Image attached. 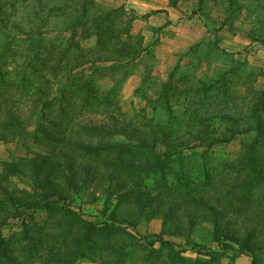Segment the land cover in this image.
<instances>
[{"label":"rangeland","instance_id":"1","mask_svg":"<svg viewBox=\"0 0 264 264\" xmlns=\"http://www.w3.org/2000/svg\"><path fill=\"white\" fill-rule=\"evenodd\" d=\"M71 77L91 80L101 99L104 94L110 99L100 106L92 102L91 113H84L83 101L71 100L69 109L74 105L83 110L76 113L72 131L89 149L118 147L128 162L127 154L133 152L138 167L125 170L132 172L130 177L116 173L109 180L106 175L112 170L103 168L92 178L85 169L91 164L96 168L95 156L80 155L78 181L83 179L84 192L78 196L83 202L71 198L70 181L49 180L48 170L39 168L46 169L48 158L53 171L62 157L50 139L54 131L60 132L42 118V104H53L52 97L61 93L71 97L76 92ZM263 99L264 0H0V261L47 264L34 254L28 260L21 249L27 251L42 239L46 249L57 252L61 236L54 235L66 217L63 208H80L84 220L101 226L102 218H114L110 224L123 228L126 218L135 221L152 209L156 193L162 197L156 206L166 214L174 190L161 192L166 185H175L176 192L185 188L183 181L204 186L206 167L216 169L211 175L218 172L217 181L231 191L223 193L220 202H210L220 216L180 201L178 215L163 234L146 238L154 247H139L126 264H235L241 254L248 264H264V136L257 132L253 115H264L255 108ZM46 115L57 117L49 111ZM101 123L112 129L104 136L84 135L88 125ZM154 128L160 134L155 139ZM247 128L254 131L233 137L228 131ZM153 140H191L195 149L168 158L158 154L163 157L158 163L155 156L162 146L146 148ZM52 157H57L54 162ZM58 170L55 176L62 179ZM55 184L57 189L50 188ZM117 184L132 188L114 187ZM100 193L122 200L116 218L113 200L107 201L106 215L97 205H88ZM11 197L50 208L37 215L25 207L13 210ZM47 217L50 224L41 238L37 226ZM25 225L32 226L35 238L30 241L17 239ZM63 226L69 229L67 222ZM74 238L72 234L66 241ZM96 252L90 259L70 258L68 263L53 252L45 255L48 264H116L113 252Z\"/></svg>","mask_w":264,"mask_h":264},{"label":"trees","instance_id":"2","mask_svg":"<svg viewBox=\"0 0 264 264\" xmlns=\"http://www.w3.org/2000/svg\"><path fill=\"white\" fill-rule=\"evenodd\" d=\"M70 81L72 82L73 88H75L74 90L76 91L75 93H72V95H70L72 98L61 93V95L59 94L60 96L52 97V100L54 102L53 104L48 105V106L45 104H42L43 105L42 118L47 123L53 125V127H55L60 132V135H57L58 132L54 131L55 135L52 136V138L50 137V139L51 141H53V143L58 144L60 146L59 147L57 145H54L59 151V156H62L64 158L65 163L63 164L61 163V158H62L61 157L60 159H58V165L56 164L57 168L52 171L50 169L52 168V165L51 163L48 162L50 161V159L44 158V160L47 161V164L45 165L46 169H43L44 166L39 167V168L40 170H43V171L48 170L47 172L49 173V176H48L49 180L50 178H53L59 182H62L63 184H65V181H70L69 188L72 189L73 193L77 192L76 194H79L81 193V191L84 190L82 189V185H80L81 184L80 181L83 179H80V181H78V171L79 170L77 169L78 168L77 166H78V161L80 160L81 156H83L84 159H92L93 156H95L92 160L96 163V165H94L96 168L92 169L93 164H91L89 165V167H86L85 169V171H88L87 172L88 177L91 176L92 178L95 177V175L97 176L99 174L98 171L100 172V170H104L103 168H108L109 170H112V172L116 171L115 173L111 172L108 175H106L109 180H112L116 173L121 174V175L123 173H126L125 175L127 177H130L132 175V172L125 171V170L130 169L132 171H138L137 170L138 167L134 166L133 164L134 159L136 157L133 152H129L127 154V156L128 157L130 156L131 158V161L128 162L123 159L124 153H119L117 151L118 147L116 148L113 146H104L100 148L99 146V147H96V149H91V148L89 149L88 147L82 144V141H80L81 138L79 137V134L77 132L72 131L73 130L72 122H75L76 120L75 118L76 113H81L83 110L82 108L76 109L74 105H71L72 108L69 109L70 104H73V101H76V100H80L81 102L83 101L84 104H86L84 106V108H86L85 110L86 112L84 111V113H91L92 111H94L93 110L94 107L92 108L93 106L92 102L95 106H100L101 102L108 103L110 99H109V94H104L102 98L103 100H102L100 92L97 89L92 88L93 82L89 79L83 81V80H79V79L71 77ZM255 108L256 109L260 108L264 110V99L262 103L257 104ZM69 110L72 111V115H70ZM48 111L51 113H57L56 119L49 118L46 115V112ZM253 115H255L258 120L257 129H256L257 132L261 134L262 136H264V115H262V111L260 113H253ZM60 118H62L63 120ZM110 118H113V117L110 116ZM65 120L67 122H65ZM101 124L93 125V127H91L92 125H88L90 127L86 128L84 135L86 136V132L87 133L89 132L92 136H95L96 133L101 134V136L103 133V136H104V134H106L109 130L112 129V127H109L108 125H104L103 123ZM85 127L87 126H83L81 128L85 129ZM228 131L231 132V136L233 137L235 135L241 134L242 132L247 133V132H252L254 130L252 128H247L244 131H242L241 129L228 130ZM159 136H160L159 131H156V129L154 128L152 130V137L155 139L156 137L158 138ZM91 142L89 141L88 144L91 145ZM144 142L146 143V141ZM144 142H141V143L144 145ZM188 142L189 143H186L184 141L180 144H176V143H166L164 141L153 140V143H147L148 147L146 148L156 150L157 145L162 146L163 150L161 149L160 153L157 152V155L155 156L156 162L161 163V160L163 157L165 158L175 157L181 154L182 151L186 149L194 150L195 147L191 146V143H190L191 140H188ZM63 144H65V147L64 146L61 147ZM98 144L102 145L100 141L98 142ZM158 154L163 157L161 158V156H158ZM114 156L115 158H113ZM56 158L57 157H52V162H54ZM97 168H100V169H97ZM108 169H106L105 171H108ZM57 170L58 172H60L59 174L63 175L61 176L63 180L56 178L58 177V175L55 176V174L57 173ZM150 171L155 173L154 168L150 169ZM215 171L216 169L210 170L209 168L203 167V172H204V175L207 181L205 182L204 186L196 185L195 183L190 184L189 181H183V182H187V184L182 183L181 186H184L185 188L183 190H180L179 192H176L174 188L175 185H172V184L166 185L167 189H164L163 191H161L159 187L158 190L163 193L165 192L166 194H169V191L171 190V188L174 189L172 192V195H170L171 199L167 201L168 203L167 207L169 208V211L166 214H162L161 209H159L156 206V202H157V204L160 207L161 202H162V199H161L162 197L161 195L154 193L155 196L153 197L152 205L149 206L152 209L149 208L148 212L142 211L141 216L139 218L144 217V216H148V217L158 216L164 220L165 227H166V225L168 224L170 220H175V214L178 215L177 212H178V206H179L180 201H185L188 204L190 203L195 204L194 206L198 205V208L208 209L212 211L214 214H216L217 216H220L219 215L220 212L218 211L217 207L211 204L210 202L212 201L220 202L221 199H223L222 194L225 193L227 195H231V191L225 190L222 186L221 181L220 182L217 181L218 172L214 173V175H211L212 172H215ZM64 177H65V180H64ZM187 178H190V176L187 175ZM83 183L86 184L85 182ZM53 186H55L56 189L58 188V185L56 184L51 185L50 188H52ZM119 186L122 188H132V186L128 184H125L123 186L117 184L114 187L118 188ZM47 187H49V185H47ZM114 187H112L111 190H113ZM129 190H132V189H129ZM65 194H66L65 196H67V193ZM232 198H235V197L232 195V197L228 200L229 205H232V202H231V200H233ZM110 200L112 201L111 197L105 199V205L107 207L109 204L107 201H110ZM119 201H122V200L119 199ZM9 202L11 205L14 206V208H17V209H20L21 207H25L27 209H47L48 210L50 208L48 205H43L38 202L33 203L31 201L26 200L25 198L24 199L23 198H18V199L12 198ZM0 203H3V202L0 201ZM117 209L118 207L114 206V211L112 213L114 214V216L116 215L115 212L117 213ZM62 211L66 217L62 220V222H59L60 226L58 227L61 231H59V234L54 235V236H61L60 238L58 237L57 245L55 246L58 251L55 252L53 249H49L50 251L46 249L47 246L43 243V240L41 239L37 242L38 243L37 245L29 246V249L27 248V251H25V249H21V251L26 254V258L28 260L29 258L31 260L34 254V255H37L41 259H45V262H47L48 264V262L50 261H49V258L45 255L47 254V251H48V252H53V256L63 259V263H68L70 258L72 259V262H75V261L77 262V260L79 259H90L92 255L97 256L96 250H99L101 253L105 252L106 255H108L109 252H113L116 255L115 257L116 264H126L125 261L127 259L132 258V255L135 253V251L138 250L139 247H141L142 249L154 247V244H155L154 241H148V239H146L148 243H140L141 242L140 239H138L135 235L129 233L125 228H117L115 225H111L108 221L114 222V218L110 219L107 217V219H105V222L103 223V226H101L99 223L84 220L83 216L67 208H63ZM70 215H73V216L70 217ZM110 217H113V216H110ZM188 217L189 219L193 218V216H188ZM202 220L207 221L208 219L204 217ZM64 222L68 223L69 229H67V231L66 229H64L65 228L63 226ZM191 223H193V221H191ZM49 224L50 222L48 219L44 225L42 226L38 225L37 226L38 229L42 231H39L37 236H40L41 238H43L44 233H45L44 229H47V226H49ZM0 225H2V223ZM193 225H191V227ZM72 234H75V238H74V241L70 243L69 241H66V240H68L67 238L70 237ZM16 235H19V234H16ZM0 236H2L1 229H0ZM22 238L27 241L28 240L30 241V239L35 238L32 235V226H29V225L24 226L23 235L21 237L19 236L17 239H22ZM35 243L33 242V244ZM99 243L103 245L101 248H99L100 246ZM101 256H100V259L102 258ZM147 258L149 257H142L141 260L143 261V260H146ZM27 262L28 263H25L23 261V263H19V264H32L30 261H27ZM0 264H4V263L0 261ZM99 264H110V261L105 260V262H100Z\"/></svg>","mask_w":264,"mask_h":264},{"label":"crops","instance_id":"3","mask_svg":"<svg viewBox=\"0 0 264 264\" xmlns=\"http://www.w3.org/2000/svg\"><path fill=\"white\" fill-rule=\"evenodd\" d=\"M102 191H103V189H101V192ZM82 192H84V190ZM76 193L77 192L73 193L71 198L73 197L74 199L76 198L80 202H83L81 196L79 198L78 194H76ZM101 194L102 193L97 194V197H94L92 200H90L88 205L93 206V208L97 205L98 208H100V209H98V211L101 210V212H99V213H101V215H106L105 214V212H106V210H105L106 209L105 199L107 198V196L104 195V197L102 198ZM74 199L72 200L73 203L75 202ZM112 200H113V202H115L114 206L118 207L117 213L115 212V214L117 215L118 211H120V206H121L119 203L120 201H119V199H115L114 196L112 197ZM71 208L74 211L81 214L80 208H73V207H71ZM13 210H19V209L13 207ZM29 211H32L34 215H37L38 213H40V211L45 212L46 210H40L39 209L37 211L35 210V212H34L33 210L29 209ZM47 215H48V213H47ZM47 220H48V217H47L46 221L42 224H45L47 222ZM102 221H105V218H102ZM108 222L112 223L113 221H108ZM120 225L123 228H125L129 233L135 235L138 239H140L141 241H144V242L146 241V238H148L151 235L161 236L165 230V222L161 217H158V216H151V217L144 216V217L138 218L135 221H130L129 219L127 220V218H126L125 222H122ZM248 263H249V261L244 259V256L242 254L237 256V258L235 259V264H248ZM85 264H97V263H95L93 261L90 262L88 260L85 262Z\"/></svg>","mask_w":264,"mask_h":264}]
</instances>
